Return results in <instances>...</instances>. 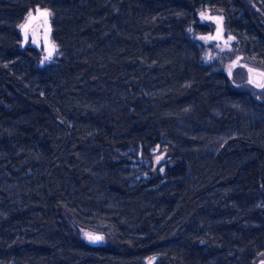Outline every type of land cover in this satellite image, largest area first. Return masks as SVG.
<instances>
[{
    "label": "trees",
    "instance_id": "obj_1",
    "mask_svg": "<svg viewBox=\"0 0 264 264\" xmlns=\"http://www.w3.org/2000/svg\"><path fill=\"white\" fill-rule=\"evenodd\" d=\"M36 7L44 65L21 46ZM204 7L264 65V0H0V264H258L264 94L204 61Z\"/></svg>",
    "mask_w": 264,
    "mask_h": 264
},
{
    "label": "rangeland",
    "instance_id": "obj_2",
    "mask_svg": "<svg viewBox=\"0 0 264 264\" xmlns=\"http://www.w3.org/2000/svg\"><path fill=\"white\" fill-rule=\"evenodd\" d=\"M36 9H40L41 11L47 10L50 13V15L48 16V26H50L51 31L48 33V36H49V43L55 45V51L50 59L48 60L44 59V57L47 55V51H46L45 43H44L45 25H44L43 17H39L37 20L33 21L32 25L29 28V32H28L29 39L26 44H23V33L20 29L21 36H22L21 44H23V46L27 44H33L32 40L34 38V33H36L37 41H38V44L36 46L38 47L40 51L39 64L44 65V64L51 62L57 55V45L52 36V23H51L50 10L47 8L36 7L33 10H30L34 16L36 15ZM202 11L211 16L223 17V15L219 10L212 9L209 7L201 8L198 11L199 20L207 23L208 26L210 27V30L207 32H196L194 29L191 28L192 31L190 32H191L192 37L196 38L203 44L204 61L205 62H212V61L219 62L222 65L223 69L228 73L232 81L239 88L249 90L250 92H252V94L256 98L260 99L262 95L264 94V87H258L257 85H264V79L262 83H256L252 79V73L259 72V73H262L264 76V65L260 64L254 57L245 55L244 53L240 52L238 47L235 45L236 38L234 40L229 41L227 46L225 45L224 40H226L228 36H233V37L235 36L225 28L224 17H223L222 24H221L223 39L213 40V41H204V40L199 39V37L202 35H209V34L214 35L216 27H217L216 23L213 21L201 20L199 14ZM28 13L26 14L25 18L27 17ZM25 18L21 24L26 22ZM249 69H251L252 71H249ZM249 80H251L252 82L249 83ZM152 153H153L152 154V161H153L152 169H155L156 167L160 168V170L164 169L165 167L164 162L168 158L166 147L163 145H157L155 148L152 149ZM161 155L163 156V159L159 163H156V157L161 156ZM145 163L146 165L150 164V162L147 160L145 161ZM72 227L74 231L80 237H82L83 239L89 242H92V241H90L87 238V236L85 235L86 233L94 235V236L103 237L102 240L95 241L94 243H109L111 241L110 236L104 232L86 228L75 222H72ZM157 258H158V255H152V256L145 258L144 262L145 264H149V261H151V264H154ZM258 264H264V255H262L259 258Z\"/></svg>",
    "mask_w": 264,
    "mask_h": 264
},
{
    "label": "snow or ice",
    "instance_id": "obj_3",
    "mask_svg": "<svg viewBox=\"0 0 264 264\" xmlns=\"http://www.w3.org/2000/svg\"><path fill=\"white\" fill-rule=\"evenodd\" d=\"M50 15V13L47 10H43L41 11L40 9H36V15L34 16L33 13L31 11H29L27 17L25 18L26 22L19 25L22 33H23V44H26L28 42L29 36H28V32H29V28L32 25L33 21L37 20L39 17H43L44 18V25H45V36H44V43H45V48L47 51V55L44 57L45 60H48L52 57L54 51H55V45L54 44H50L49 43V36L48 33L51 31L50 26H48V16ZM200 18L201 20H209V21H213L216 23L217 27L215 30V34H209V35H202L199 37V39L204 40V41H213V40H221L223 39L222 36V28H221V24H222V20L223 17H219V16H211L206 14L205 12H200ZM189 31H192V29H189ZM235 37L233 36H228V38L226 40H224L225 45H228V42L231 40H234ZM33 44H38V41L33 38L32 40ZM23 44L21 46H23ZM43 63V61H42ZM249 71H252L251 69H249ZM252 81L249 80V83H251ZM258 87H264V85H257ZM163 159V156H157L156 157V163H159L161 160ZM161 171H163V169H161ZM87 236V238L92 241H99L102 240L103 237L101 236H94L91 234L86 233L85 234ZM149 264H151V261H149Z\"/></svg>",
    "mask_w": 264,
    "mask_h": 264
},
{
    "label": "water",
    "instance_id": "obj_4",
    "mask_svg": "<svg viewBox=\"0 0 264 264\" xmlns=\"http://www.w3.org/2000/svg\"><path fill=\"white\" fill-rule=\"evenodd\" d=\"M34 38L37 40V34L36 33H34ZM35 45H37V44H35ZM252 79L256 83H262L263 82V79H264V76H263L262 73L253 72L252 73Z\"/></svg>",
    "mask_w": 264,
    "mask_h": 264
}]
</instances>
